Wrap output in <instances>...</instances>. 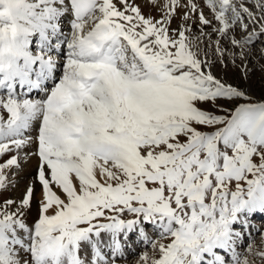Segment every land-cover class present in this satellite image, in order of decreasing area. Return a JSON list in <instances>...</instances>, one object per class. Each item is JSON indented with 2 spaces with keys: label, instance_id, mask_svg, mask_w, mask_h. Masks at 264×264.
Masks as SVG:
<instances>
[{
  "label": "snow or ice",
  "instance_id": "snow-or-ice-1",
  "mask_svg": "<svg viewBox=\"0 0 264 264\" xmlns=\"http://www.w3.org/2000/svg\"><path fill=\"white\" fill-rule=\"evenodd\" d=\"M250 64L264 0H0V264H264Z\"/></svg>",
  "mask_w": 264,
  "mask_h": 264
},
{
  "label": "rangeland",
  "instance_id": "rangeland-1",
  "mask_svg": "<svg viewBox=\"0 0 264 264\" xmlns=\"http://www.w3.org/2000/svg\"><path fill=\"white\" fill-rule=\"evenodd\" d=\"M252 71L248 74V78L244 79L241 77V73L243 72L242 68H234L231 65H229L228 68H224L223 66H217L214 71L217 73V75L221 78L227 79L230 83L233 84H239L242 88H249L250 91H248V94L252 96L254 101H258L261 99H264V77H262L261 70L259 66H256L253 68V66L250 64L248 65ZM258 221L264 220L263 218H257ZM258 242V238H257ZM141 250H147V246L144 247V249H141L138 247L135 252L130 253V255L127 256V259L129 261H135L136 253L140 252ZM241 251L243 248L240 249Z\"/></svg>",
  "mask_w": 264,
  "mask_h": 264
},
{
  "label": "bare ground",
  "instance_id": "bare-ground-1",
  "mask_svg": "<svg viewBox=\"0 0 264 264\" xmlns=\"http://www.w3.org/2000/svg\"><path fill=\"white\" fill-rule=\"evenodd\" d=\"M248 89L249 88H247V90ZM18 91H26V89L25 90L18 89ZM248 91H250V89ZM33 93H35V94H29L28 98H31V99H40L41 96L43 95L42 93H39L38 91H35V90H34ZM22 188H23V183H21L20 189H18L16 191L7 192V193H5V195H7L9 197L19 196L21 194ZM39 195H40L39 194V191H37V193H36L37 198H39ZM33 211H35V208L33 209ZM131 262H134V261H131Z\"/></svg>",
  "mask_w": 264,
  "mask_h": 264
}]
</instances>
